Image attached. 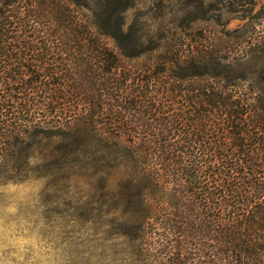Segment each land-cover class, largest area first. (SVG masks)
<instances>
[{
	"label": "trees",
	"instance_id": "obj_1",
	"mask_svg": "<svg viewBox=\"0 0 264 264\" xmlns=\"http://www.w3.org/2000/svg\"><path fill=\"white\" fill-rule=\"evenodd\" d=\"M133 5L0 0V181L90 156L129 174L120 264H264L259 90L237 57L126 30Z\"/></svg>",
	"mask_w": 264,
	"mask_h": 264
},
{
	"label": "rangeland",
	"instance_id": "obj_2",
	"mask_svg": "<svg viewBox=\"0 0 264 264\" xmlns=\"http://www.w3.org/2000/svg\"><path fill=\"white\" fill-rule=\"evenodd\" d=\"M132 1L126 30L147 38L171 33L192 48L239 58L232 70L247 74L264 105V0ZM63 165L19 168L28 178L0 181V264H120L112 195L129 174L95 172L90 156Z\"/></svg>",
	"mask_w": 264,
	"mask_h": 264
}]
</instances>
